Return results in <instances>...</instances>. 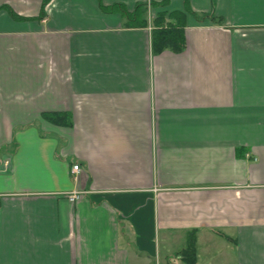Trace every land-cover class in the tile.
<instances>
[{
  "label": "crops",
  "instance_id": "1",
  "mask_svg": "<svg viewBox=\"0 0 264 264\" xmlns=\"http://www.w3.org/2000/svg\"><path fill=\"white\" fill-rule=\"evenodd\" d=\"M44 1L0 0V264H264V0Z\"/></svg>",
  "mask_w": 264,
  "mask_h": 264
},
{
  "label": "trees",
  "instance_id": "2",
  "mask_svg": "<svg viewBox=\"0 0 264 264\" xmlns=\"http://www.w3.org/2000/svg\"><path fill=\"white\" fill-rule=\"evenodd\" d=\"M48 0L43 3L41 10V19L44 15V6ZM186 1V0H185ZM168 4V0H163L159 3H151L153 7H165ZM1 9L8 10L7 12L17 20L23 19L13 14L7 7H1ZM107 12H118L127 20V25L130 27H147V4H136L132 12H127L125 8L120 4L112 5L108 8H103ZM185 12L191 16L195 14L189 10L185 2ZM180 16L177 13L168 14L165 11L158 12L152 19V31H151V46L155 53H160L165 50H171L179 52L184 49L185 37L183 24L180 21ZM204 19V18H203ZM212 20V19H211ZM173 21V22H172ZM45 118L50 120L54 125L58 126H70L67 121V116L63 114H50L44 115ZM195 231H191L187 234V240L185 247L179 252V256L184 264H196V247H195Z\"/></svg>",
  "mask_w": 264,
  "mask_h": 264
},
{
  "label": "built area",
  "instance_id": "3",
  "mask_svg": "<svg viewBox=\"0 0 264 264\" xmlns=\"http://www.w3.org/2000/svg\"><path fill=\"white\" fill-rule=\"evenodd\" d=\"M72 174H73V179L77 180L79 173L81 172V168L79 165L75 164L72 166ZM83 195V192H73L72 194L69 195V200L70 201H77L78 199L81 198Z\"/></svg>",
  "mask_w": 264,
  "mask_h": 264
},
{
  "label": "rangeland",
  "instance_id": "4",
  "mask_svg": "<svg viewBox=\"0 0 264 264\" xmlns=\"http://www.w3.org/2000/svg\"><path fill=\"white\" fill-rule=\"evenodd\" d=\"M148 14L150 15V12H148ZM147 17H148V16H147ZM146 236H147V235H144V237L146 238V240H145L144 238H143V239H144L145 241L151 242L150 239L147 238Z\"/></svg>",
  "mask_w": 264,
  "mask_h": 264
}]
</instances>
